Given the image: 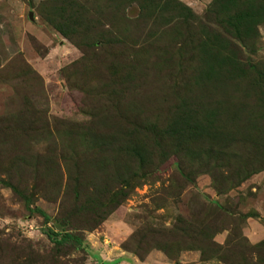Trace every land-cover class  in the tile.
<instances>
[{
    "label": "rangeland",
    "instance_id": "374dc122",
    "mask_svg": "<svg viewBox=\"0 0 264 264\" xmlns=\"http://www.w3.org/2000/svg\"><path fill=\"white\" fill-rule=\"evenodd\" d=\"M89 200L95 228L60 225ZM245 214L264 228V0H0V264H46L69 228L58 264H264Z\"/></svg>",
    "mask_w": 264,
    "mask_h": 264
},
{
    "label": "trees",
    "instance_id": "16d2710c",
    "mask_svg": "<svg viewBox=\"0 0 264 264\" xmlns=\"http://www.w3.org/2000/svg\"><path fill=\"white\" fill-rule=\"evenodd\" d=\"M131 180H133V179L131 178V179L124 180L122 186H124L125 189H128V190L133 189L134 186L130 185ZM128 190L127 191L126 190L123 191L121 189L119 190L121 192V195H122L121 198L122 199H125L127 197L128 193H129ZM116 192L114 193V195H116ZM94 200H95V198H94ZM96 208H97V205H96L95 201L94 202H91V200L85 201L83 205H78V206L72 208L70 211V215H67V217L65 219H61L60 225L69 227V224L74 222L76 220V218L87 216V217L92 218V219L95 218V220H93V227H92V228H95L99 224L100 220L102 218H104V216H106V214H107L105 211L104 213H102L99 216L95 215L94 211L96 210ZM215 208H216V210L221 212L220 214H222V215L226 216L228 214L227 210H225V209H221L220 207H217V206H215ZM254 216L245 214L243 221H245L246 218H249V217L253 218ZM223 230L227 231V235L225 237L223 244L219 245V244L214 242L213 237L217 233H219ZM229 231H230V229H228L226 227L220 228L219 230H213V232L211 233V235L209 237L210 239L209 240L207 239V243L209 245H213V247H218V248L226 245L227 243H229L232 240L231 237H229L230 236ZM43 234L47 238L48 242L51 243L53 246L52 247L53 251L50 252L49 257L48 256L46 257V259H47L46 264H58L59 263L58 257L60 256V254H63V251L65 248H72L73 250H78V249L83 248L82 238L79 237L77 234H73L70 228L69 229H61L59 231H53L51 229H45V230H43ZM239 236L241 238H243L244 241L248 244L247 240L241 234V227L239 229ZM262 244H264V239L255 243V244H249V245H251L253 248H255V247L260 246ZM186 250H189V249H186ZM190 250H195L196 252L199 253V260L200 261H207L208 260V259H204V253H203L202 248L199 249V247H198L196 249H190ZM0 257H2L3 259L6 258V253H5V250L3 248H1V250H0ZM136 257L139 260H143L145 258V256H143V257L136 256ZM208 258L211 259V257H208Z\"/></svg>",
    "mask_w": 264,
    "mask_h": 264
},
{
    "label": "crops",
    "instance_id": "0c3cea01",
    "mask_svg": "<svg viewBox=\"0 0 264 264\" xmlns=\"http://www.w3.org/2000/svg\"><path fill=\"white\" fill-rule=\"evenodd\" d=\"M241 234L247 240L249 244H255L264 239V228L252 221V219L247 218L244 221V224L241 227ZM227 231L223 230L217 233L213 240L215 243L222 245ZM93 250H95L97 255L102 259V264H185V260L179 258L178 261L172 262L160 253L153 252L147 254L143 260H139L134 255L129 253H124L121 250L116 251L114 246L104 247L101 244L96 246L94 245ZM184 258V257H183ZM186 264H220L218 261H200L197 260L190 262L186 261Z\"/></svg>",
    "mask_w": 264,
    "mask_h": 264
}]
</instances>
